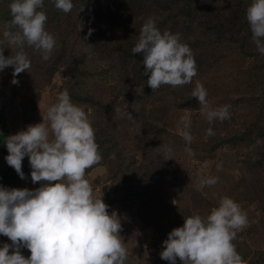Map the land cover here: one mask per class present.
<instances>
[{
	"label": "rangeland",
	"instance_id": "rangeland-1",
	"mask_svg": "<svg viewBox=\"0 0 264 264\" xmlns=\"http://www.w3.org/2000/svg\"><path fill=\"white\" fill-rule=\"evenodd\" d=\"M100 1L106 11L107 0ZM142 2L138 6L141 13L139 23L153 17L156 26L162 25L163 31L169 30L167 14L157 7L155 0ZM9 3L10 0H0V41L3 40L2 32L5 27L8 26L11 30ZM42 10L47 16L46 29L58 30V11L54 5ZM66 38V50L60 41H56V47L48 60H42L39 51L25 46L24 52L31 64L28 71L17 74L18 84L11 83L13 66L0 71V108H4L10 134H15L29 124L42 122L45 109L56 101L66 81V68L61 67L65 63H61L55 73L53 71L59 47L63 49L60 53L79 47L73 45L75 40L72 34ZM0 50H4L5 56H14L18 49L0 42ZM200 52L205 51L201 49ZM213 55L212 61L208 60L211 65L198 71L192 87H195L197 81L204 86L211 107L229 105L228 118L210 123L202 114L199 103L197 108L190 109L183 105L186 98L175 94L169 97L150 96L144 109L138 107L139 116L132 117L126 110V114L118 117V112L113 111L114 117L105 123L94 116L93 120H101L103 123V132L109 134L115 149L114 153H107L105 157L103 154L97 164L87 169L85 178L91 185L94 198H102L108 205V211H116L120 217L119 235L127 249L124 264H170L159 255L163 248L162 241L167 238L168 232L177 227L173 214L168 216L158 209L159 204L167 202L165 194H172L171 204L174 207L179 205L191 215L202 216L209 214L222 197H231L247 217L246 225L239 231V243L248 250L249 261L255 259L257 250H264V213L256 201L258 189L252 173L253 167L248 162L252 154H255L251 152L247 156L234 145H219L225 139L236 138L241 128L264 113V87L257 80H245L254 60L243 56L237 48L230 53L215 51ZM87 66L94 72L96 67L101 71L102 67L107 68L109 64L104 60H97L95 63L89 62ZM113 75L114 77L107 74L99 76L94 73L89 77L85 89L90 92L94 102L101 103V107L105 108L107 104V109L110 106L108 103L121 93V89L116 86L120 73L113 70ZM256 86L259 90H254ZM78 95L81 96V93ZM77 105L86 112L89 120L100 110L98 105L96 108L85 103ZM209 127L214 133L210 136L206 134ZM98 128L100 126L96 127L97 130ZM156 130L162 134H155ZM185 130L192 135L190 143H186L182 137ZM186 148L190 151H186ZM168 149H171L170 153ZM165 155H171L172 158L165 159ZM5 156L0 143V173L6 168ZM243 158L247 159L244 161ZM118 168L124 176L128 174L132 178V185L125 188L120 183L123 178ZM143 170L153 173L150 180L142 179L145 175ZM30 172L26 156V178H19L17 185L5 186L29 189L39 187L41 182L33 184ZM207 176L217 177V182L198 189L200 179ZM130 188L142 194V198L128 193ZM160 196L161 200L158 199ZM108 201L112 204H108ZM3 243L11 242L0 235V246ZM258 258L263 260L264 254ZM176 264L182 262L177 259Z\"/></svg>",
	"mask_w": 264,
	"mask_h": 264
},
{
	"label": "clouds",
	"instance_id": "clouds-1",
	"mask_svg": "<svg viewBox=\"0 0 264 264\" xmlns=\"http://www.w3.org/2000/svg\"><path fill=\"white\" fill-rule=\"evenodd\" d=\"M52 3L64 13L73 8V0ZM43 5L44 0H10L8 5L11 30L5 27L0 42L18 50L14 56H5L0 50V71L13 66V84H18L17 74L30 68L25 46L39 51L42 60H48L56 47L54 35L45 27ZM245 16L251 41L264 55V0H250ZM131 52L142 54L146 83L153 91L162 85L189 84L197 74L189 45L181 41L179 33L161 31L153 17L143 23ZM191 96L210 123L228 118L230 106L211 107L207 90L198 81ZM206 134L213 135V129H206ZM182 137L186 143L192 140L188 130ZM5 146L4 159L18 176L26 178L22 161L27 156L31 182L41 183L34 189L0 184V235L11 241L0 246V264H124L127 249L119 235L120 217L116 211H108L102 198H94L85 178L86 170L102 159L94 129L67 89L47 106L42 122L8 135ZM167 158L172 156L165 155ZM216 182L217 177L207 176L197 187ZM246 223L239 204L231 197H222L209 214L184 216L183 224L162 241L160 258L170 264H176L177 259L182 264H242L233 240ZM22 247L30 255H23Z\"/></svg>",
	"mask_w": 264,
	"mask_h": 264
},
{
	"label": "trees",
	"instance_id": "trees-1",
	"mask_svg": "<svg viewBox=\"0 0 264 264\" xmlns=\"http://www.w3.org/2000/svg\"><path fill=\"white\" fill-rule=\"evenodd\" d=\"M142 3V0H107V10L105 11L100 0H73V8L69 13H64L56 8L58 11L56 18L59 21L58 30H49L56 41H60L63 45V49H65L68 41L66 37L71 34L75 40L73 45L79 46L78 49H71L68 52L65 49L62 53L60 51L63 49L59 47L58 58L53 71L55 73L58 66L65 63L61 65V67L66 68L64 71L66 81L61 91L67 89L74 103H85L93 108L98 105L100 110H97V113L91 116L92 121L90 120V122L102 158L103 154L105 157L107 153H114L115 149L111 138L108 137L109 134L104 133L102 129V124L114 117L113 111L118 112V117L124 113L126 114V110L129 111L132 117L139 116L138 107L144 109L150 101V96L151 98L160 95L169 97L173 94L186 98L183 105L190 109H195L198 106L196 98L191 96L195 76L191 83L177 87L162 85L159 89L153 91L147 85V76L143 72V64L141 63L143 56L141 53L131 52L144 23L143 21L139 23L141 13L138 6ZM154 3L167 14L166 19L170 25L168 31L179 33L181 41L191 48L197 73L202 70V67L211 65L208 60L212 61L215 51L230 53L237 48L243 56L254 60L246 73L247 76L244 75L245 80H257L258 84H262L264 87V55L257 52L251 41V31L245 16L250 0H155ZM51 5L53 6L52 0H44L43 8H48ZM157 27L163 31L162 25ZM89 30H91L90 35H88ZM81 34L83 35L80 36ZM86 36L87 39L85 40ZM201 49L205 52L201 53ZM211 50L214 52H211ZM97 60H104L108 62L109 66L107 68L102 67L101 71L96 67L95 71L92 72L87 64L89 62L95 63ZM113 70L120 73V79L116 86L121 89V93L108 103L110 106L107 109V104H105V108L101 107V103L94 102L90 92L85 89L89 77L93 76L94 73L99 76L107 74L109 77H114ZM74 77H76V80ZM254 90H259V87L256 86ZM79 93L83 98L78 95ZM94 116L103 120V123L101 120H93ZM97 126H100L99 130L96 129ZM155 134L161 135L162 133L158 130ZM8 135L11 134L7 118L4 108L1 107L0 143L6 155L5 141ZM223 144L234 145L243 152L242 154L247 156L254 152L255 156L252 154L248 162L253 167L252 173L255 186L258 189L256 201L259 202V206L262 207L261 212L264 213V113L257 115L256 119L251 124H246L245 128H241L240 134L236 138L233 140L225 139L219 145L222 146ZM245 159L247 158H243L244 161ZM25 163L26 156L22 161L23 171ZM118 170L121 172L119 168ZM142 172L145 173L142 179L150 180L152 178L153 173L145 172V170ZM0 175V184L4 186L17 185L20 178L8 164H6V168ZM122 178L120 183L125 185V188L132 185V178H129L128 174L124 176L122 173ZM128 193L142 198V194L136 193L131 188ZM165 195L167 202L159 204L160 208L158 209L168 216L173 214L175 223H177L176 226H181L184 222V216L187 217L191 214L181 206L176 205L174 207L171 204L172 194ZM158 199L161 200L162 196ZM108 204H112V202L108 201ZM239 242L240 233L238 232L233 244L242 258V264H264V259L258 258L264 254V250H257L255 259L249 261L248 250L242 248ZM20 251L26 257L30 255L27 248L22 247Z\"/></svg>",
	"mask_w": 264,
	"mask_h": 264
}]
</instances>
